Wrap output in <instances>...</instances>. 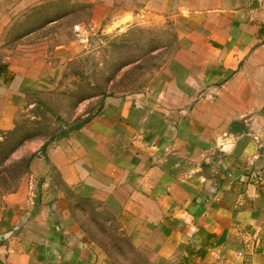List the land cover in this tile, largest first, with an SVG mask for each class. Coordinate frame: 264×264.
I'll list each match as a JSON object with an SVG mask.
<instances>
[{"label":"crops","instance_id":"1","mask_svg":"<svg viewBox=\"0 0 264 264\" xmlns=\"http://www.w3.org/2000/svg\"><path fill=\"white\" fill-rule=\"evenodd\" d=\"M110 1L119 22L177 18L178 46L147 92L105 99L33 159L46 182L0 219V264H115L55 176L152 264H264V0ZM12 69L0 63L1 129L18 109Z\"/></svg>","mask_w":264,"mask_h":264},{"label":"rangeland","instance_id":"2","mask_svg":"<svg viewBox=\"0 0 264 264\" xmlns=\"http://www.w3.org/2000/svg\"><path fill=\"white\" fill-rule=\"evenodd\" d=\"M122 7L110 0H0V63L16 67L10 79L18 101L11 127L0 128V219L22 186L39 196L45 177H31L30 165L46 154L45 141L79 131L70 129L109 97L147 92L172 57L177 18L139 13L119 22ZM32 155L25 169L21 159ZM49 185L68 197L115 264H152L105 206L78 197L56 176Z\"/></svg>","mask_w":264,"mask_h":264},{"label":"trees","instance_id":"3","mask_svg":"<svg viewBox=\"0 0 264 264\" xmlns=\"http://www.w3.org/2000/svg\"><path fill=\"white\" fill-rule=\"evenodd\" d=\"M83 125H84V122H82V123H80V124H78V125H75L74 127H72V128L70 129V131H71V130H77V129H80V128H82ZM67 134H68V131H64L61 135H56V136H54V137H51L49 140L45 141V143H44L43 146H42V153H45V152H46V148H47V146H48V144H49L50 142L55 141V140L59 139L60 137H66V136H68ZM33 156H34V155L30 156L29 158H25V159L23 158V159H21V161L25 163V164L23 163V166H24L25 169H27V168L29 167V162L32 161V157H33ZM131 244H132V243H131ZM132 245H133V244H132Z\"/></svg>","mask_w":264,"mask_h":264},{"label":"built area","instance_id":"4","mask_svg":"<svg viewBox=\"0 0 264 264\" xmlns=\"http://www.w3.org/2000/svg\"><path fill=\"white\" fill-rule=\"evenodd\" d=\"M76 28H77L78 31L80 30V29H78V27H76ZM1 62L4 63V64L6 63L5 60H2Z\"/></svg>","mask_w":264,"mask_h":264},{"label":"water","instance_id":"5","mask_svg":"<svg viewBox=\"0 0 264 264\" xmlns=\"http://www.w3.org/2000/svg\"><path fill=\"white\" fill-rule=\"evenodd\" d=\"M238 126V125H235V127Z\"/></svg>","mask_w":264,"mask_h":264}]
</instances>
